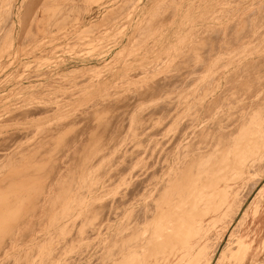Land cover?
Returning a JSON list of instances; mask_svg holds the SVG:
<instances>
[{
    "label": "rangeland",
    "instance_id": "1",
    "mask_svg": "<svg viewBox=\"0 0 264 264\" xmlns=\"http://www.w3.org/2000/svg\"><path fill=\"white\" fill-rule=\"evenodd\" d=\"M262 16L264 0H0V249L8 247L1 249L0 264H176L166 260L170 247H154L152 241L132 247L141 238L134 233L132 239L131 223H145L148 209L124 218L125 233L116 234L123 223L118 205L136 192L135 179H146L151 148L172 136L184 110H194L197 99L212 93L219 81L214 113L240 99L235 87L255 66L223 72L242 52L264 49ZM252 184L236 213L215 224L203 257L177 264H217L223 253L220 264H264V177ZM140 189L145 192L146 183ZM158 193L157 205L163 197ZM256 199L262 204L254 216ZM53 207L59 208L54 214ZM28 228L33 231L26 237Z\"/></svg>",
    "mask_w": 264,
    "mask_h": 264
},
{
    "label": "bare ground",
    "instance_id": "2",
    "mask_svg": "<svg viewBox=\"0 0 264 264\" xmlns=\"http://www.w3.org/2000/svg\"><path fill=\"white\" fill-rule=\"evenodd\" d=\"M256 14H257V12H256ZM250 15H249V18H250ZM262 17H264V16H262ZM249 18H246V19H249ZM259 19H262V18H259ZM254 21H256V20H254ZM245 29H246V27H245ZM248 29L250 30V28H248ZM220 30H222V29H220ZM243 33H245V32H243ZM210 36H212V35H210ZM230 40H231V36H230ZM222 41H221V43H222ZM251 42L253 43V41H251ZM240 43H241V41H240ZM205 44H207V42ZM242 44H243V42H242ZM203 47H204V43H203ZM221 47H223V46H221ZM212 48H211L210 52H212V50H213ZM239 48H240V46H239ZM258 51L259 50H257V52H254L253 54H249V53L246 54V52L245 53L242 52L243 54H241V55L239 54V57H238V55L236 56V54H235L236 58H232L233 60H231V62L226 65L227 67H226L225 71L223 72V74H229L230 72H237V71L242 70V69H244L246 67H249L251 65L255 66L254 71L250 72V73L247 72L244 75L245 79L243 81H240L238 83V85H236L237 87H235L236 90L234 91L233 94H235V92H237V94L239 93V95H240L239 91H241V95H240V99L236 100L234 102V105L232 103L233 106H231V107L228 106V108L226 106L227 109H225V110H223V108H225V107H223L221 111L219 110L218 112L214 113V111H215L214 107H215V105L217 103L216 100L219 99L218 98L219 89L222 86V81H219L217 83L216 88L214 87L215 89L213 90V92L209 93L210 96L208 94H206L207 96L204 95V97H202L200 100L197 99L199 101L198 104H194V102L192 103L194 105H197L194 108V110L191 108L192 109V111H191V109L189 107V110H184L181 113L182 115L179 118L180 122L175 125V128H173V130H172L173 134H172V136L170 135L171 137H169V139H167V141L166 140L165 141H161L159 143L158 147H154L153 146L151 148V150H150L151 153H149L150 154L149 157H148L149 159H148V162L146 164V169H147V172H146L147 176L145 177L146 179L144 181L135 179L133 187L135 188L136 192L134 193V195L130 199H128L127 197L124 196L125 198H127V202L124 199L126 203L123 202V204H122L123 206L117 204L119 206V210L117 212L119 220L120 219L123 220L124 218L127 219V217H129L131 215V213H133L134 211L137 212L138 209H140L142 207H144V210H146V209L149 210L148 217H146L147 219L146 220L144 219L145 215L143 216L144 218H142V220L143 219L145 220V223L142 222L143 224L140 222V220H139V222L137 221V222L131 223V221H130L131 219H129V221H130V223L132 225V227L129 228V230L131 229L130 232L131 233L133 232V235H131V237L133 236L132 239H134V233L139 238H141V240L139 242H136V243L133 240L134 243L132 242L133 243L132 247L135 248V246H138V245L142 246V245H145L147 242L152 241L153 244H155L154 247H158L159 248L160 245H161V247L163 245L164 248L165 247H170V250H168V252H167L168 253L167 257H166L167 261H174L177 264V263H180L183 260H185V258L186 259L187 258H191L193 260V262L195 263L196 261L199 260L198 258L201 257L206 252V249L209 247V243H210V241H211V239L213 237L212 236V234H213L212 230H213L215 224L218 221L221 222L222 220L228 218L233 213L235 214L236 210H237L235 208H238L239 206H242V204H244L247 201L248 196L252 192V190L249 189V192L247 191V194H245L244 193L245 192V188L247 186H250L252 183H253L252 185L254 187V185L258 184V182L260 180H262V178L264 177V49H262L259 52ZM212 54H213V52H212ZM205 55L206 54L204 53V56ZM202 56H203V53H202ZM206 59L209 60L208 54H207V58ZM201 66H202V64H201ZM221 68H220V70H221L220 73H222V69ZM201 69H202V67H201ZM200 72H201V70H200ZM220 77H221V75H220ZM213 79H215V77ZM220 79L222 80V77ZM212 84H213V82H212ZM203 85H201V86H203ZM210 87H212V86H210ZM217 88H218V90H217ZM207 92H208V90H207ZM207 92H205V93H207ZM198 94H199V92H198ZM237 97H239V96L237 95ZM196 98H198V96ZM232 100H233V98H232ZM192 101H193V99H192ZM228 103H229V101H228ZM213 104H214V107H213ZM210 107H213L212 110L213 109L214 110L213 111L209 110ZM183 108H184V106H183ZM112 141H114V140H112ZM125 151H126V149H125ZM141 155H142V153H141ZM145 155H147V154H145ZM91 156H92V154H91ZM118 156H117V159H119ZM76 157H79V156L76 155L75 158ZM85 157L87 158V156L84 155V159H86ZM131 157H133V156H131ZM139 157L141 159V156H139ZM122 158H123V156H122ZM120 159H121V157H120ZM135 160H137V158H135ZM142 160L143 159H141V161ZM68 161L70 162V160H68ZM85 162H86V160H85ZM113 162L111 161V163H113ZM117 164L118 163H116L115 166ZM86 165L87 164L85 163V166ZM140 165H142V164H140ZM93 167H95V166H93ZM97 169H98V167H97ZM136 169H137V166H136ZM45 170H47V169H45ZM120 171H122V170H120ZM131 171H132V169H131ZM78 172H75V173L78 174ZM97 172H98V170H97ZM175 172L178 173V174L177 175H172V174H175ZM45 173L46 172H44V175H45ZM102 173H103V171H102ZM134 173H136V172H134ZM134 173H133V175H134ZM11 174H9V176ZM37 175L39 176V174H37ZM103 175H105V172H104ZM103 175H102V177H103ZM28 176H30V174ZM99 176H100V174H99ZM124 176H126V175H124ZM11 177H13V176L11 175ZM15 177H16V175H15ZM15 177H14V179H15ZM18 177H20V176L18 175ZM120 177H121V174H120ZM127 177L128 176H126V178ZM109 178H110V176H109ZM126 178L124 177V179H126ZM41 179H43V178H41ZM11 180H13V178ZM45 180H46V178H45ZM23 181H24V179H23ZM106 181H107V179H106ZM8 182L10 183V180ZM99 182H100V180H99ZM145 183H146V189L147 190L144 192L140 188H142V185L144 186ZM75 184H76V182H75ZM96 184L98 185V183H96ZM32 186H33V184H32ZM72 186H74V183H73ZM27 188L28 187L26 186V189ZM105 188L108 189L106 186H105ZM105 188H103V189H105ZM143 188L145 189V187H143ZM51 189H53V188H51ZM140 190H142V191H140ZM159 190L162 191V193H163L162 196L163 197L160 196L161 197L160 200H162V202H160L158 200L159 198L157 199V203L160 202V204L157 205L156 202L155 203L153 202V197L155 199L156 196H154V195H157L155 193H158ZM44 191H45V189L42 192L44 193ZM31 192L32 191H30V193ZM103 193H105V192H103ZM102 195L103 194H101V196ZM242 195L244 196V198H242ZM22 196H24V194ZM104 196H105V194H104ZM119 196L121 197V195H119ZM38 197H39L38 198V200H39L40 196H38ZM41 198L43 199V197H41ZM83 198H84V196H83ZM17 199H19V197ZM34 199H35V197L32 196L31 200H34ZM26 200H27V198H26ZM98 200H100V199H98ZM121 200H122V198H121ZM77 201H78V199H77ZM24 202H25V200H24ZM34 202L36 203V201H34ZM70 202H71V200H70ZM7 203H9V202H7ZM30 203L33 204L31 201H30ZM103 203H105V202H103ZM115 203H116V201H115ZM118 203L121 204V202H118ZM16 204H17V202H16ZM52 204L53 203H51V206H52ZM89 204H90V202H89ZM108 204H107V208H108ZM153 204H156L157 207L153 206ZM261 204H262L261 203V199H258V200L256 199L254 201V205H253L254 207H253V210H252L254 216H256L260 212L259 207H260ZM9 205L11 206L10 208L13 207V205H11V204H9ZM33 205H35V204H33ZM36 205H38V204L36 203ZM63 205H64V203L62 205H60V206H63ZM95 205H96V203H95ZM127 205H129V206L127 207ZM31 206L32 205L29 204V209L32 208ZM38 206H40V202H39ZM51 206H49V207H51ZM74 206H76V205L73 204V207ZM114 206L116 207V205H114ZM6 207H8V206H6ZM58 207H59V205H58ZM1 208H2V206H1ZM1 208H0V211H1ZM23 208L25 209V206ZM69 208H70V206H69ZM5 209H3V211L6 212ZM33 209H34V207H33ZM58 209H56V211H58ZM19 210L21 212L23 209L22 208L20 209V206H19ZM25 210H28V209H25ZM94 210H95V208H94ZM30 211L33 212V210H30ZM54 211L55 210H54V207H53V214H54ZM105 211H106V207H105ZM28 212L29 211H27L26 213H28ZM32 212H31V214H32ZM50 212H52V211L50 210ZM59 212H60V210H59ZM72 212H74V209H73ZM76 212L78 213V211H76ZM91 212H90V214H91ZM146 212L147 211H145V214H146ZM38 213H40V212L38 211ZM48 213H49V211H48ZM35 214H37V213H35ZM110 214H111V212H110ZM64 215H65V213H64ZM67 215H69V214H67ZM117 215H116V217H117ZM8 216H10V215H8ZM15 216H16V214H15ZM29 216H30V214H29ZM70 216H71V214H70ZM70 216H68V217H70ZM92 216H93V214H92ZM108 216H109V214H108ZM100 217H102L101 214L99 216V219H100ZM36 218H37V216H36ZM55 218H56V216H55ZM109 218H110V216H109ZM61 219H63V217ZM74 219H77V218H74ZM8 220H10V219H8ZM24 220H26V219H24ZM46 220H47V216H46ZM89 220L91 221V218ZM124 220H123V223L119 222V224H121L122 226L119 227V229L116 231V234L118 233V234L122 235L123 233H125L124 230L126 229L125 228L126 226L124 227V223H125ZM12 221L13 220H11L9 222H12ZM26 221H24V223ZM54 221H55V219H54ZM129 221H127V224H128ZM16 222H17V224L19 223L17 218H16ZM40 222H41V220H40ZM71 222L73 223V220ZM71 222H70V224H71ZM76 222H77V220H76ZM87 222H88V220H87ZM37 223L34 222L33 226L36 227ZM103 223H104V221H103ZM112 223L113 222H111V224ZM54 224H55V222H54ZM0 225H1V223H0ZM5 225H6V222H5ZM18 225H20V224H18ZM38 225H39V223H38ZM66 225H67V223H66ZM97 225H98V223H97ZM8 226L10 227V225H8ZM41 226L42 225H40V227ZM70 227H71L70 229H72V226H70ZM73 227H74V225H73ZM108 227L111 228V225L108 226ZM16 228H17V226L15 227V230H13V231H15V233H16ZM78 228H79V226H78ZM238 229H239V227H238ZM27 231L29 233H27ZM31 231H33V230H31V229L29 230V228H28L26 230V233H25L26 235L25 236L27 237V234L31 235L30 234ZM80 231L82 232V229ZM86 231H88V229ZM95 231H96V229H95ZM1 232H2V230H1ZM6 232H9V230L6 231ZM93 232H94V229H93ZM57 233H58V231H57ZM103 233H104V231H103ZM51 234H52V232H51ZM91 234H92V232H91ZM8 235L6 234V235H4V237L5 236L7 237ZM77 235H78V233H77ZM79 236H81L80 232H79ZM13 237L14 236H13V233H12V237L11 238L8 237V238L12 240ZM101 237H103V236H101ZM114 237H116V236H114ZM122 237H124V236H122ZM37 238L40 239L39 237H37ZM49 238H48V240H49ZM26 239L24 238V240H26ZM43 239H44V237H43ZM83 239H84V237H83ZM85 239H86V237H85ZM132 239H130V240L132 241ZM75 240H74V242H75ZM126 240H127V238H126ZM0 241H2V240H0ZM28 241H30V240L28 239ZM66 241H68V240H66ZM235 241L238 242L239 244H241L239 238L235 239ZM20 242H21V239H20ZM95 242L96 241H94V243ZM1 243H4V241L1 242ZM8 243H11V242L8 241ZM66 243H69V242H66ZM70 243H71V241H70ZM112 243H113V241H112ZM121 243H123V241ZM13 244H12V246H13ZM90 244H92V243H90ZM48 245H50V244L48 243ZM77 245H78V243H77ZM82 245H84V244H82ZM115 245L113 247H115ZM1 246H3V245H1ZM18 246H19V244H18ZM97 246H98V244H97ZM177 246L178 247L180 246V247L178 248ZM4 247H2L1 249L5 250ZM20 247H21V245H20ZM125 247L126 246H124V248ZM5 248H8V247L6 246ZM124 248H123V250H124ZM233 248H235V247H233ZM1 249H0V253L2 252ZM102 249H103V247H102ZM111 249H113V248H111ZM147 249L148 248H146V250ZM162 249H160V252H161ZM89 250H90V248H89ZM151 250H152V248H151ZM151 250H150V252H151ZM229 250H227V251H229ZM82 251H83V249H82ZM119 251H118V253H119ZM142 251H143V249H142ZM144 251H145V249H144ZM70 252H71V250H70ZM138 252L139 251H137V253ZM112 253H113V250H112ZM161 253H163V252H161ZM230 253H231V251H230ZM3 254L4 253H1V255H3ZM105 254L106 253L104 252V255ZM110 255H109V257H110ZM145 255H146V253H145ZM223 255H224V253L221 254V257L219 256L220 258L218 259L217 264H220L222 262ZM78 256H79V254H78ZM86 256H87V254H86ZM101 256L103 258L102 254H101ZM7 257H8V255H7ZM9 257H10V255H9ZM56 258H57V254H56ZM75 258H76V256H75ZM106 259H108V258H106ZM209 262H211L210 259H209ZM68 263H69V260H68ZM83 263H84V260H83ZM50 264H51V262H50ZM121 264H122V262H121Z\"/></svg>",
    "mask_w": 264,
    "mask_h": 264
}]
</instances>
